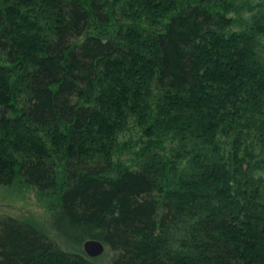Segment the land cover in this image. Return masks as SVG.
<instances>
[{
  "label": "trees",
  "instance_id": "trees-1",
  "mask_svg": "<svg viewBox=\"0 0 264 264\" xmlns=\"http://www.w3.org/2000/svg\"><path fill=\"white\" fill-rule=\"evenodd\" d=\"M16 180L0 264H264V0H0Z\"/></svg>",
  "mask_w": 264,
  "mask_h": 264
},
{
  "label": "rangeland",
  "instance_id": "rangeland-1",
  "mask_svg": "<svg viewBox=\"0 0 264 264\" xmlns=\"http://www.w3.org/2000/svg\"><path fill=\"white\" fill-rule=\"evenodd\" d=\"M239 1L244 3L247 0ZM0 216H10L43 224L48 218V212L37 199L36 193L16 180L9 186L0 187ZM104 252L108 253V250L105 249ZM107 256L110 255L106 254V259Z\"/></svg>",
  "mask_w": 264,
  "mask_h": 264
},
{
  "label": "water",
  "instance_id": "water-1",
  "mask_svg": "<svg viewBox=\"0 0 264 264\" xmlns=\"http://www.w3.org/2000/svg\"><path fill=\"white\" fill-rule=\"evenodd\" d=\"M82 250L88 258L94 259L104 253L105 246L98 240L90 239L82 244Z\"/></svg>",
  "mask_w": 264,
  "mask_h": 264
}]
</instances>
